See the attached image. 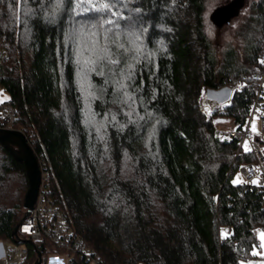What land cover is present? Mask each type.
Listing matches in <instances>:
<instances>
[{"label": "trees", "instance_id": "trees-1", "mask_svg": "<svg viewBox=\"0 0 264 264\" xmlns=\"http://www.w3.org/2000/svg\"><path fill=\"white\" fill-rule=\"evenodd\" d=\"M206 3L0 0V87L16 106L13 125L37 156L45 144L49 194L107 264H264L250 262L264 183L234 179L254 154L215 132L228 118L244 127L264 82V0H251L236 28L243 56L232 42L215 50ZM236 82L251 85L202 111L207 88ZM28 186L23 160L0 141V238L15 237ZM18 239L28 247L19 264L62 251L47 237ZM67 264L94 263L75 253Z\"/></svg>", "mask_w": 264, "mask_h": 264}, {"label": "built area", "instance_id": "built-area-1", "mask_svg": "<svg viewBox=\"0 0 264 264\" xmlns=\"http://www.w3.org/2000/svg\"><path fill=\"white\" fill-rule=\"evenodd\" d=\"M261 53L262 61H264V46L261 48ZM5 57L6 52L0 45V60ZM244 84L251 85V82H236L227 86L229 94L222 98L209 95L205 91L200 103L202 111L210 115L219 106L232 102L238 97L236 89ZM263 84L262 78L259 81V89L251 113L243 128L218 126L215 131L220 138H238L240 147H246L253 152L254 159L240 165L244 180L248 184L264 183V141L262 139L264 138V94H261L264 89ZM255 113L260 118V129L256 131L251 125ZM16 115L15 104L9 100L0 99V127H15L13 121ZM27 139L29 140L28 135ZM41 145L42 150L37 156L41 167V181L36 200L31 206H25V212L18 223V234H15V237L0 238V264H19L25 258L28 247L18 239L20 234H26L33 239L49 238L67 253V258L77 253L91 259L94 264H107L101 260L98 254L93 252V249L86 245L83 234L69 223L67 209L49 194L48 180L50 173L54 172V166L45 144L42 142ZM49 255L51 256L52 253ZM56 257L60 259L59 261L61 259L63 261L60 256ZM59 261L51 260L49 257L46 264H58Z\"/></svg>", "mask_w": 264, "mask_h": 264}, {"label": "rangeland", "instance_id": "rangeland-1", "mask_svg": "<svg viewBox=\"0 0 264 264\" xmlns=\"http://www.w3.org/2000/svg\"><path fill=\"white\" fill-rule=\"evenodd\" d=\"M206 23L209 35L212 39L213 46L215 50L219 53L223 46L226 45L227 42H232L234 45H236L239 49V53L241 56H243V46H242V38L236 36V28L239 25V23L243 20L245 15L248 13V10L250 8L251 0H206ZM238 2V3H237ZM226 3L225 7L221 10L222 16L219 18L220 20H216L211 18L212 11L216 8L217 5ZM236 4V6H235ZM235 7V9H233ZM233 9V12H232ZM235 10V11H234ZM232 12V13H231ZM229 18L227 20V17ZM223 21L222 23H218L219 21ZM206 92L208 94L213 96H218L222 98L223 96H226L229 94V88L227 86H223L220 89L211 90L209 88L206 89ZM8 97V91L5 90L2 86L0 87V99H5ZM218 126L224 127V128H230L233 127V121L231 118H228L224 120L223 122H217ZM252 127L254 130L260 129V118L257 113L254 114L252 123ZM234 179L236 181H243L244 176L242 174V171L240 168H238L235 172ZM264 234V228H260L258 230V235L260 237V245H256L253 249L259 254L258 256H255L256 259L251 258L250 262H262L264 261V238H262V235ZM52 255L48 256L51 260L59 261L60 259L56 256H60L63 258L64 264H67L68 256L65 251H52ZM55 256V257H52Z\"/></svg>", "mask_w": 264, "mask_h": 264}, {"label": "water", "instance_id": "water-1", "mask_svg": "<svg viewBox=\"0 0 264 264\" xmlns=\"http://www.w3.org/2000/svg\"><path fill=\"white\" fill-rule=\"evenodd\" d=\"M225 5L226 3L217 5L216 8L212 11L211 18L215 19L216 22L217 20H220L219 18L222 16L221 10L225 7ZM233 9H235V7H233ZM228 18L229 16L224 20H227ZM223 21L221 20L218 23H222ZM0 141L10 150V152L16 158L23 160L25 164L29 179V186L25 193L24 204L25 206H31L36 200L41 181V167L39 165L35 150L27 139L26 132L20 127H0ZM14 233L18 234V224L14 228ZM41 261L42 251L41 249H39L38 257L32 264H40Z\"/></svg>", "mask_w": 264, "mask_h": 264}, {"label": "snow or ice", "instance_id": "snow-or-ice-1", "mask_svg": "<svg viewBox=\"0 0 264 264\" xmlns=\"http://www.w3.org/2000/svg\"><path fill=\"white\" fill-rule=\"evenodd\" d=\"M88 3H91V0H81V4L82 5H85V4H88ZM92 7L95 8L96 6L92 5ZM109 8H110V5L107 4V3L100 5V9L101 10L107 11V10H109ZM106 22L107 23H112L113 21L107 20ZM101 53H102V55L100 57H98L99 59L107 58V49H101ZM112 63H116V61L113 60ZM262 63H264V61H262ZM261 235H262V238H264V234H261Z\"/></svg>", "mask_w": 264, "mask_h": 264}, {"label": "crops", "instance_id": "crops-1", "mask_svg": "<svg viewBox=\"0 0 264 264\" xmlns=\"http://www.w3.org/2000/svg\"><path fill=\"white\" fill-rule=\"evenodd\" d=\"M63 262H64V261H62V259H61V261H59L58 264H62Z\"/></svg>", "mask_w": 264, "mask_h": 264}]
</instances>
